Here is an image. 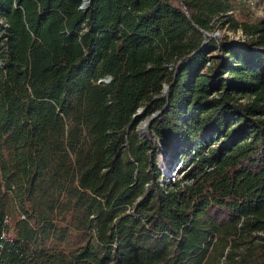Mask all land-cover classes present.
I'll return each mask as SVG.
<instances>
[{"label":"trees","instance_id":"1","mask_svg":"<svg viewBox=\"0 0 264 264\" xmlns=\"http://www.w3.org/2000/svg\"><path fill=\"white\" fill-rule=\"evenodd\" d=\"M82 3L0 0V264H264V11Z\"/></svg>","mask_w":264,"mask_h":264},{"label":"rangeland","instance_id":"2","mask_svg":"<svg viewBox=\"0 0 264 264\" xmlns=\"http://www.w3.org/2000/svg\"><path fill=\"white\" fill-rule=\"evenodd\" d=\"M233 9L228 12V14L232 15L237 21L239 22H255L257 21L262 15L264 11V0H232ZM220 36H228L231 39H239L242 38L243 32L241 28L234 29L227 23L220 29L214 32ZM151 116H144L141 123L139 124L138 130L139 132H144L147 134L146 129L148 119ZM157 164L165 173V176L161 178V182L167 183L170 180L175 181L178 180L181 176V172H177L179 165L175 166L172 172L166 173V166H167V155L164 153V150H160L157 156Z\"/></svg>","mask_w":264,"mask_h":264},{"label":"water","instance_id":"3","mask_svg":"<svg viewBox=\"0 0 264 264\" xmlns=\"http://www.w3.org/2000/svg\"><path fill=\"white\" fill-rule=\"evenodd\" d=\"M90 1H91V0H83V3H82V5H81V9H83V10H87ZM214 35H218V34H215V33H214ZM110 79H111V78L108 77V80H110ZM167 92H168V86L165 85V86H164V90H163V92H162V95H167ZM143 110H144L143 108H140V109L138 110L137 115H142ZM158 114H159V112H156V113L152 114L151 117H150V119H148V123H147V125H149L151 119H154V117H156ZM147 128H148V126H147ZM146 132H148V129H146ZM141 134H144V132H141Z\"/></svg>","mask_w":264,"mask_h":264}]
</instances>
